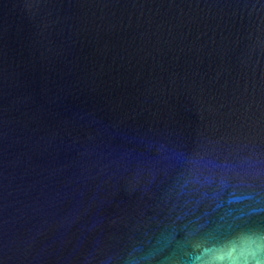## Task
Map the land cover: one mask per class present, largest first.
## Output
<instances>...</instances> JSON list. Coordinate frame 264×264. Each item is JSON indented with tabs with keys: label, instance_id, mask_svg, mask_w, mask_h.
<instances>
[{
	"label": "water",
	"instance_id": "1",
	"mask_svg": "<svg viewBox=\"0 0 264 264\" xmlns=\"http://www.w3.org/2000/svg\"><path fill=\"white\" fill-rule=\"evenodd\" d=\"M0 264H264V0H0Z\"/></svg>",
	"mask_w": 264,
	"mask_h": 264
}]
</instances>
